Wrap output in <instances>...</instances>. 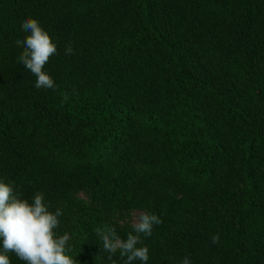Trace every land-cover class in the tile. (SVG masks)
I'll return each instance as SVG.
<instances>
[{"label":"trees","instance_id":"1","mask_svg":"<svg viewBox=\"0 0 264 264\" xmlns=\"http://www.w3.org/2000/svg\"><path fill=\"white\" fill-rule=\"evenodd\" d=\"M26 17L55 92L18 61ZM0 182L62 210L77 264H123L95 229L132 211L163 221L147 264H264V0H0Z\"/></svg>","mask_w":264,"mask_h":264},{"label":"clouds","instance_id":"2","mask_svg":"<svg viewBox=\"0 0 264 264\" xmlns=\"http://www.w3.org/2000/svg\"><path fill=\"white\" fill-rule=\"evenodd\" d=\"M21 28L28 35L15 41L17 46L23 48L18 57L19 63L36 77L34 87L37 90L55 92L57 85L42 69L51 56L58 54L56 44L34 18L26 17L22 20ZM74 54L72 43H67L64 55ZM62 215L60 208L54 212L49 210L43 193L36 192L29 203L14 191L11 184L0 182V264H10L8 253H14L26 264H77L75 259L66 254L70 250V236L67 233L57 235L55 231L60 225L59 217ZM162 222L158 215L142 212L126 239H121L116 229L111 226L97 227L95 233L102 241V250L108 253L110 261L119 251L123 264H133L134 261L147 264L148 247L137 245L143 243L142 238L151 237L153 227ZM211 243H220L219 234L211 236ZM180 264H191V260L185 255Z\"/></svg>","mask_w":264,"mask_h":264},{"label":"rangeland","instance_id":"3","mask_svg":"<svg viewBox=\"0 0 264 264\" xmlns=\"http://www.w3.org/2000/svg\"><path fill=\"white\" fill-rule=\"evenodd\" d=\"M141 213L139 211H132V213L130 214V220L132 222V224H134L135 222H137L138 216Z\"/></svg>","mask_w":264,"mask_h":264}]
</instances>
